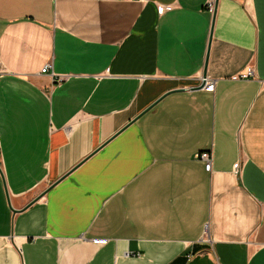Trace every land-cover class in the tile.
<instances>
[{"label": "crops", "instance_id": "1", "mask_svg": "<svg viewBox=\"0 0 264 264\" xmlns=\"http://www.w3.org/2000/svg\"><path fill=\"white\" fill-rule=\"evenodd\" d=\"M209 1L0 0V264H264V0Z\"/></svg>", "mask_w": 264, "mask_h": 264}, {"label": "built area", "instance_id": "2", "mask_svg": "<svg viewBox=\"0 0 264 264\" xmlns=\"http://www.w3.org/2000/svg\"><path fill=\"white\" fill-rule=\"evenodd\" d=\"M207 10L209 12H212L213 11V1H209L207 3ZM50 69H51V65L50 63L46 64L42 69H41V73H48L50 72ZM51 76H54V74L51 72L50 73ZM254 77V72H253V69L251 67L247 68L243 73H241L239 75V78L240 79H251ZM63 77H58L57 78V81H62ZM202 81L205 82V86L207 89H212V85H210L211 83L206 81V78L205 79H202ZM196 159L202 161L204 163V169L206 172H210L211 171V167H212V153L211 151H202L200 153H198L196 156ZM235 171H237V166H235ZM103 242V241H101Z\"/></svg>", "mask_w": 264, "mask_h": 264}, {"label": "water", "instance_id": "3", "mask_svg": "<svg viewBox=\"0 0 264 264\" xmlns=\"http://www.w3.org/2000/svg\"><path fill=\"white\" fill-rule=\"evenodd\" d=\"M211 30L212 29H210V36H209V42H210V37H211ZM207 56H208V53H206V57H205V63H204V68L206 67V63H207ZM205 70H204V72H203V79H205ZM205 86V82L204 81H202L201 82V84L199 85V86H197V87H193L192 89H200V88H203Z\"/></svg>", "mask_w": 264, "mask_h": 264}]
</instances>
